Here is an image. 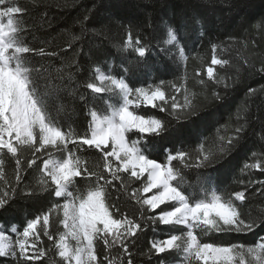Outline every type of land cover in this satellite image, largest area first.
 Masks as SVG:
<instances>
[{
  "label": "snow or ice",
  "instance_id": "6c2138e0",
  "mask_svg": "<svg viewBox=\"0 0 264 264\" xmlns=\"http://www.w3.org/2000/svg\"><path fill=\"white\" fill-rule=\"evenodd\" d=\"M24 11L8 0H0V182L5 185L0 190V208L15 196L21 180L22 153L30 154L29 168L46 157L42 166L37 165L41 179L24 195L47 193L57 201L27 222L15 244L4 243L5 236L0 234V257L41 260L51 251V264H104V261L115 264L117 260L119 264H134V253L130 249L134 248L140 234L147 226L155 230L156 226L164 225L169 226L166 238L154 239L144 253L149 260L159 258L157 264H165L168 254L172 253H182L187 264H264V234L257 233L256 242L251 245L219 244L202 239L213 232L253 233L264 225V209L256 215L243 211L241 205L247 199L244 191L226 197L208 177L198 182V188L184 191L185 169L212 167L239 144L247 125L246 107L237 111L236 120L243 122L234 127L231 136L218 135L210 143L200 142L191 151L166 149L163 163L147 154L143 134L163 136L169 126L159 118L139 113L137 109L141 105L167 112L177 122L188 121L198 117L207 104L221 99L219 88L227 90L237 82L240 67L236 68L234 76L220 73L214 67L224 69L231 62L218 57L221 46L213 44L210 65L195 68L192 73L191 78L200 91L189 87V56L181 44L180 33L199 26L203 35L200 19L193 15L179 24L165 22L162 37V43L167 46L165 51L184 67L179 82H148L147 78L153 74V65L146 59L150 45L143 43L139 35L134 38L131 29H127L120 49L134 53V58L127 61L128 66L121 65L120 75H114L111 69L106 73L95 65L91 74L76 82L72 89L76 92L83 87L90 90V94H107L102 97L105 107L102 110L90 108L88 129L83 135H77L70 126L65 130L57 119L61 112L68 111L59 94L72 83L73 73H66L61 67L53 75L48 69L42 71L32 65L30 54L56 56L57 53L28 46L23 39L26 28L19 15ZM91 12L89 10L80 21L82 34L88 31ZM249 43L255 41H243V48L247 49ZM76 71H81L78 65ZM259 71L264 73V64ZM130 79L143 80L146 86H130ZM249 91L256 92L255 89ZM87 95L80 94L79 98L84 100ZM133 134L138 135L133 138ZM84 146L99 153L91 168L86 158L77 155L85 150ZM55 152L64 155L55 158ZM252 156L258 158L246 162L242 171L264 172V152L259 155L254 152ZM5 157L15 162L14 183L6 180ZM123 173L127 176L121 175ZM77 177L87 181L83 188ZM113 181H119L120 189L135 200L137 208L133 218L123 213L115 215L120 209L107 201L106 187ZM135 181H140V185L129 191L128 184ZM157 209H160L158 213ZM53 217L61 226L55 233L50 230ZM41 236L53 242L51 249L38 247V243H43ZM98 240L109 253L103 260L97 254ZM113 248H118L115 256L111 255Z\"/></svg>",
  "mask_w": 264,
  "mask_h": 264
},
{
  "label": "trees",
  "instance_id": "16d2710c",
  "mask_svg": "<svg viewBox=\"0 0 264 264\" xmlns=\"http://www.w3.org/2000/svg\"><path fill=\"white\" fill-rule=\"evenodd\" d=\"M9 3L25 9L22 14L21 24L26 30L23 39L29 47L43 48L45 52H55L56 56L31 55L32 65L48 69L53 75L56 70L63 67L67 73H73L72 83L60 92V100L67 106V113L61 112L57 117L65 130L70 126L77 135H83L88 129L89 109L102 110L105 107L107 94H90V90L83 87L73 92L76 82L84 80L91 74V69L99 65L106 73L111 69L114 75L122 72L121 65L128 66L127 61L134 58V53L121 51L120 45L126 37V30L131 29L133 37L139 35L143 43L150 45L146 56L153 65V74L147 78L149 83L159 80L179 82L178 78L184 72V67L171 53L165 51L167 47L162 43L165 22L179 24L183 19L195 15L203 25V35L200 27L188 28L180 33L181 44L185 54L189 56L187 74L189 87L199 92L200 87L191 78L193 70L202 65H210L212 56L211 46L218 48L217 56L228 59L230 66L221 69L220 73L234 76L236 68L241 71L233 87L225 90L219 88L221 99L207 104L196 118L188 121L177 122L167 112L157 108L141 105L137 111L146 117L159 118L169 126L168 132L163 136L153 137L143 134L148 145L150 158L163 163L167 151L193 150L200 142L210 143L218 135H233L234 127L243 121L236 120L237 111L246 107L247 125L242 139L234 150L221 162L207 169L190 168L184 170L186 184L184 191L188 192L198 188V182L208 177L213 182L216 190L228 196L238 191H244L247 197L241 208L243 211L256 215L264 209V172L257 170H243V165L253 162L252 153L258 155L264 152V73L259 68L264 64V26L256 28L257 24L264 25V0H8ZM92 10L87 21L88 31L81 32L83 17ZM231 38V39H230ZM249 43L247 49L243 48V41ZM223 49V50H221ZM248 63H245V61ZM75 62V63H74ZM81 69L76 71V66ZM251 65V67H250ZM206 78V77H205ZM130 86H146L143 80L130 79ZM230 83L232 81H229ZM65 83H69L65 81ZM255 89V93H250ZM211 85L209 86V91ZM80 94H88L81 100ZM95 97V98H93ZM201 103L203 100L201 98ZM219 130V132L217 131ZM133 134V138H135ZM143 147V145H142ZM69 148H75L69 145ZM77 155L88 160L91 168L99 153L94 149H87ZM28 153H22L21 180L15 189V196L0 208V226L7 233L15 236L30 220L46 212L57 198L45 193L41 196H26L24 192L36 186L41 173L37 165L42 166V159L37 160V165L27 167ZM55 158H62L63 153L55 152ZM15 162L5 157V176L7 181L14 183ZM121 175L127 176V173ZM78 184L85 186L84 177H77ZM251 181V183H250ZM140 181L128 184L131 191L140 185ZM5 187L0 182V190ZM148 195H151L149 193ZM106 199L115 204L121 213L133 218L137 205L129 193L120 189V182L113 181L106 187ZM62 202V201H61ZM162 207H167L163 205ZM160 209H157V213ZM61 226L52 218L51 231L56 232ZM169 226L158 225L155 230L147 226L140 234L133 251L134 264H157L159 258L148 259L147 252L154 239L166 238ZM264 225L249 234H222L209 233L202 237L203 240L219 244L256 242L257 233L264 234ZM43 243L38 247L51 249L52 241L46 236H41ZM97 254L101 260L108 255V250L101 241L96 242ZM118 248H113L111 255L115 256ZM52 252L41 260L26 261L0 257V264H51ZM107 264V261H104ZM119 264V261H115ZM165 264H187L182 253L168 254Z\"/></svg>",
  "mask_w": 264,
  "mask_h": 264
},
{
  "label": "rangeland",
  "instance_id": "374dc122",
  "mask_svg": "<svg viewBox=\"0 0 264 264\" xmlns=\"http://www.w3.org/2000/svg\"><path fill=\"white\" fill-rule=\"evenodd\" d=\"M15 233V236L7 233L6 231H4V229L0 226V234H3L5 236V240L3 241L4 243H12L15 244L16 240H18L19 237V233L16 232V230L13 231ZM74 243V242H73ZM31 249L29 248V255H31ZM26 261H31L33 262L34 260H26Z\"/></svg>",
  "mask_w": 264,
  "mask_h": 264
}]
</instances>
